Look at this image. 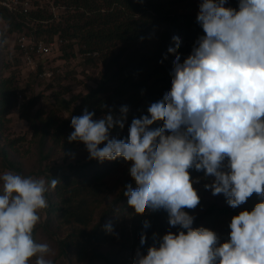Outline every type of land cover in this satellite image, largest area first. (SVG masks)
<instances>
[{
  "label": "clouds",
  "instance_id": "clouds-1",
  "mask_svg": "<svg viewBox=\"0 0 264 264\" xmlns=\"http://www.w3.org/2000/svg\"><path fill=\"white\" fill-rule=\"evenodd\" d=\"M226 2L202 0L197 22L204 35L182 63L181 40L173 36L171 89L148 115L133 118L127 140L110 138L111 129L124 128L127 106L118 116L109 110L93 119L85 108L71 118L68 140L83 142L89 159L131 162L136 187L126 185L124 195L135 213L164 209L169 225L183 229L166 233L146 255L138 252L134 264H264V0H239V10ZM158 121L162 126L150 128ZM192 168L212 177L205 188L223 194L232 208L253 194L262 198L232 217L222 244L214 231L193 228L195 217L184 211L200 204ZM0 181V264H29L33 257L35 264H54L46 258L49 245L33 237L48 206L45 180L7 170ZM59 182L53 178L50 187Z\"/></svg>",
  "mask_w": 264,
  "mask_h": 264
},
{
  "label": "trees",
  "instance_id": "trees-1",
  "mask_svg": "<svg viewBox=\"0 0 264 264\" xmlns=\"http://www.w3.org/2000/svg\"><path fill=\"white\" fill-rule=\"evenodd\" d=\"M199 1L198 6L202 3V0ZM55 2L72 7L74 11L65 21L39 26L38 35L52 38L59 34L67 42L65 47L70 49L69 52L64 50L63 57L74 55L75 48L87 56L88 62L96 61L93 55H98L97 59L104 64V71L97 87L84 95L78 106H71L79 99L78 95L70 100H60L62 109L71 116L63 122L52 141L47 139L48 129L37 126L38 112H33V108L38 104V98L28 102H22L19 98L23 88L19 85L17 68H11V63L21 62L19 51L11 61H6L3 55L5 46H1V42H9L25 27L16 16L0 7V18L6 25L0 36V132L9 122L10 113L20 109L21 117L40 134L39 150L43 159L51 156V152H44L48 143L56 145L61 140L68 141V132L73 129L71 118L81 116L85 108L94 113L93 119H100L109 110L118 116L121 106H127L129 111L124 128L114 127L110 130V138L127 140L133 118L148 115L147 109L151 103L161 100L164 93L171 89V72L176 55L169 53L168 49L175 47L173 36L181 40L176 54L182 63L191 54L197 39L204 35L197 22L199 7L195 8V0ZM225 6L239 10V0H227ZM37 17L52 18V14L47 16L45 12H39ZM6 68L11 69L9 75L4 74ZM162 124V121H158L150 128ZM103 146L101 144L99 147ZM64 151L69 155V148ZM2 153L14 168L17 162L9 158V150L2 149ZM123 161L122 157L103 162L96 159L79 160L68 164L65 169L44 165V161H41L42 169L37 176L45 180L48 189L45 193L50 201L47 224L49 227L70 228L60 241V254L65 259L76 263L96 260L105 264H134L138 252L146 255L149 247L159 246L166 233L183 230L179 226L169 225L168 213L164 209L135 213L124 195L126 185L131 184L133 189L136 187L132 177L126 179L117 192L113 191L109 179ZM18 168L17 165L15 169ZM189 172L194 181L193 187L200 196V204L195 209L184 211L195 217L193 228L205 227L214 231L219 238L218 243L222 244L230 239L232 217L243 210L251 211L262 198L253 194L245 204L232 208L223 194L214 196L210 189L205 188L206 184L212 183V177H206L204 171H196L195 168L189 169ZM53 178L60 180L55 189L50 187ZM111 194L113 196L109 198ZM145 222H148V227H145ZM108 224L111 231L105 227ZM222 232L225 233L224 239ZM44 234L47 236L48 231L38 223L33 231L35 241L43 243ZM142 234L146 236L143 245L140 244ZM50 239L53 240L51 243L55 242L53 237Z\"/></svg>",
  "mask_w": 264,
  "mask_h": 264
},
{
  "label": "rangeland",
  "instance_id": "rangeland-1",
  "mask_svg": "<svg viewBox=\"0 0 264 264\" xmlns=\"http://www.w3.org/2000/svg\"><path fill=\"white\" fill-rule=\"evenodd\" d=\"M195 2V8H198L199 6L197 3H200V1L195 0ZM44 6L46 7V11H44L45 14L49 15L50 11L52 12V10L48 8L50 5L44 4ZM70 11L71 12L68 13L67 10L58 9L56 10L57 17L52 12L54 22L65 21L66 17L74 10ZM5 27V22L0 18V36L2 32L4 33ZM66 44L67 43H64L59 51L48 56V58L44 60V63L41 64L42 67L39 65L37 70H29L21 58L22 63H11V68H17L15 70L17 72L19 85L23 88L21 90V95L19 96L20 100L22 102H28L29 100L38 98V104L33 108V112H38L37 126L39 128L45 127L48 129V141L53 140V137L60 131L63 122L71 116L68 111L62 109L60 100H70L74 95H78L79 99L71 103L73 108L78 106L81 98L89 93L92 88L97 87L98 80L104 71V64L101 60L97 59L98 55H93L95 56L96 61L88 62L86 60L87 56L78 52V48H75V53L74 55H71V57H63L64 52H69L70 50L65 47ZM1 46H5L3 55L6 61H11L13 56L18 55L15 36H12L9 42H1ZM6 64L7 63L5 62V67ZM40 67L42 70H40ZM10 70L11 69L6 68L4 74L9 75L11 73ZM9 117V122H7L3 130L0 132V175L7 170H11L25 177L31 176L39 179L37 173L42 169L40 167L41 161H44V165L48 164L51 167L65 169L70 163H75L79 160L86 161L89 159V153L83 142H69V140L67 142L61 140V142L56 145H51L52 142L48 143L44 152H51V156L47 159H43L39 150V132L36 133L35 128H33L26 119L21 117L20 109L17 108L13 110ZM73 131L74 129H70L68 137ZM10 142L13 143L10 145ZM67 148L70 149L69 155H66L64 151ZM2 149L9 150V158L14 162H17V165L19 166L18 169H15L17 165L14 168L11 167L9 161L5 159ZM225 163H227V161H225ZM130 166L131 162L124 160L117 168H115L113 175L109 179V184L113 186L114 192H117L121 188L123 182L131 177L129 172ZM0 192H2V181H0ZM208 195L211 196V193ZM112 196L113 194H111L109 198H112ZM45 197L48 206L47 208L40 210L39 223H41L46 231H48V235L46 236L44 234L45 237L42 241L43 243L48 244L51 249V253L46 258L52 259L54 264H105L96 260L76 263L61 256L60 241L67 235L70 228H68V226H48L47 209L50 206V201L46 195ZM197 212L198 211H196L194 215ZM222 233V239H224L225 233ZM52 237L56 243H51L53 240L50 238ZM35 259L36 257L31 258L29 264H35Z\"/></svg>",
  "mask_w": 264,
  "mask_h": 264
},
{
  "label": "built area",
  "instance_id": "built-area-1",
  "mask_svg": "<svg viewBox=\"0 0 264 264\" xmlns=\"http://www.w3.org/2000/svg\"><path fill=\"white\" fill-rule=\"evenodd\" d=\"M43 3L50 5L48 8L56 17L58 9L67 10L68 13L73 10L72 7L65 4L56 3L55 0H0V7L16 16L25 27L23 31L15 34V40L22 61L29 70H37L48 56L59 51L60 47L67 43L59 34L52 38L38 35L39 26L46 27L47 24L54 21L51 11L49 15L52 14V18L37 17V13L46 11Z\"/></svg>",
  "mask_w": 264,
  "mask_h": 264
}]
</instances>
